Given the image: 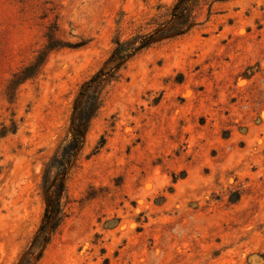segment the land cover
Instances as JSON below:
<instances>
[{
	"label": "rangeland",
	"instance_id": "374dc122",
	"mask_svg": "<svg viewBox=\"0 0 264 264\" xmlns=\"http://www.w3.org/2000/svg\"><path fill=\"white\" fill-rule=\"evenodd\" d=\"M175 1L0 0V264L40 224L80 84ZM199 21L107 88L39 264H264V0H207ZM52 36L64 46L10 86Z\"/></svg>",
	"mask_w": 264,
	"mask_h": 264
},
{
	"label": "trees",
	"instance_id": "16d2710c",
	"mask_svg": "<svg viewBox=\"0 0 264 264\" xmlns=\"http://www.w3.org/2000/svg\"><path fill=\"white\" fill-rule=\"evenodd\" d=\"M204 1L207 0H176L170 8L168 18L156 23L153 29L138 31L124 40L116 39L114 47L98 69L80 84L73 103L68 133L42 171L41 187L45 208L40 224L15 264H39L68 217L66 206L69 171L83 149L92 120L103 106L107 88L118 80L123 65L144 50L189 33L200 24L199 10ZM63 46L55 37H49L48 44L39 51L35 59L13 74L9 85H19L36 78L47 55ZM15 131L16 129L12 132ZM7 132L8 130L3 131L2 136Z\"/></svg>",
	"mask_w": 264,
	"mask_h": 264
}]
</instances>
